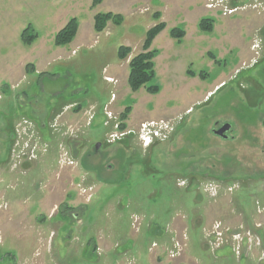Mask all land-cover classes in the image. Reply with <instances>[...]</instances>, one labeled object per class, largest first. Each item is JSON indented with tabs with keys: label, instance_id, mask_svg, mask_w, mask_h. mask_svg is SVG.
<instances>
[{
	"label": "rangeland",
	"instance_id": "obj_1",
	"mask_svg": "<svg viewBox=\"0 0 264 264\" xmlns=\"http://www.w3.org/2000/svg\"><path fill=\"white\" fill-rule=\"evenodd\" d=\"M0 264H264V0H0Z\"/></svg>",
	"mask_w": 264,
	"mask_h": 264
},
{
	"label": "trees",
	"instance_id": "obj_2",
	"mask_svg": "<svg viewBox=\"0 0 264 264\" xmlns=\"http://www.w3.org/2000/svg\"><path fill=\"white\" fill-rule=\"evenodd\" d=\"M104 0H92V5L98 6ZM156 19H159L157 14ZM114 21L116 25H120L122 22V17L119 15H113L112 13L108 14H99L94 19V28L97 33H101L106 28V25L109 21ZM166 28L165 23H159L156 26L152 27L146 34L143 51L136 55L130 62L129 69V79L128 84L130 89L133 92L139 91L141 88H146V91L151 95H156L159 93V86L154 84L156 78L155 70V57L157 55V50L151 48L153 41L156 37L164 31ZM201 31L205 33H211L213 31V21L211 19H203L200 23ZM79 31V22L77 18H72L69 22L56 34L54 43L57 47H65L70 45L76 38ZM170 35L173 39L178 41L182 40L186 33L181 28H174L170 31ZM37 39L36 35L31 34L30 27L27 28L22 34V41L25 45L30 46ZM131 48L122 46L119 50V59H126L131 53ZM191 77H195L193 72H188ZM203 79H206L205 74H201ZM127 117V114L124 116Z\"/></svg>",
	"mask_w": 264,
	"mask_h": 264
},
{
	"label": "water",
	"instance_id": "obj_3",
	"mask_svg": "<svg viewBox=\"0 0 264 264\" xmlns=\"http://www.w3.org/2000/svg\"><path fill=\"white\" fill-rule=\"evenodd\" d=\"M232 131V125L231 124H225L222 127H220L218 130L214 131V134L227 140L229 136L227 134Z\"/></svg>",
	"mask_w": 264,
	"mask_h": 264
},
{
	"label": "flooded vegetation",
	"instance_id": "obj_4",
	"mask_svg": "<svg viewBox=\"0 0 264 264\" xmlns=\"http://www.w3.org/2000/svg\"><path fill=\"white\" fill-rule=\"evenodd\" d=\"M229 133H230V132H229ZM229 133H228V134H229ZM228 134H227V136H229Z\"/></svg>",
	"mask_w": 264,
	"mask_h": 264
}]
</instances>
